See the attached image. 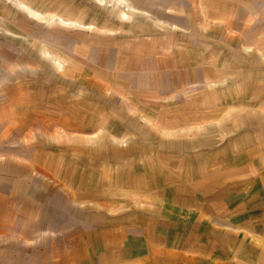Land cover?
I'll return each mask as SVG.
<instances>
[{"label": "rangeland", "instance_id": "obj_1", "mask_svg": "<svg viewBox=\"0 0 264 264\" xmlns=\"http://www.w3.org/2000/svg\"><path fill=\"white\" fill-rule=\"evenodd\" d=\"M130 1L0 0V264H264V0Z\"/></svg>", "mask_w": 264, "mask_h": 264}, {"label": "bare ground", "instance_id": "obj_2", "mask_svg": "<svg viewBox=\"0 0 264 264\" xmlns=\"http://www.w3.org/2000/svg\"><path fill=\"white\" fill-rule=\"evenodd\" d=\"M14 5L20 9H22V11L24 10L26 12V15L32 20H36V21H53L55 17H57V19L59 18L60 20H62L60 18V16H56V14H52V13H43V12H37L36 10H34L31 6L26 5L24 2L22 3L21 1H13ZM111 5L113 9H117V16L119 17V19L123 20L124 22L128 20L129 17V13H137L139 15H142V13L140 11H138L137 7L135 6V4L132 3V1L130 0H111ZM129 12V13H128ZM66 21L67 23H71L74 24L78 21L70 19V20H63ZM40 51L44 54H48L47 51L40 49ZM55 61H57V66L56 68L58 69H65L66 67L64 66L65 62L62 60H59L57 58L54 59Z\"/></svg>", "mask_w": 264, "mask_h": 264}]
</instances>
